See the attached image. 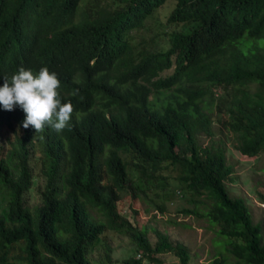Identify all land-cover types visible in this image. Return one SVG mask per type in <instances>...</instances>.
Listing matches in <instances>:
<instances>
[{
    "label": "trees",
    "instance_id": "1",
    "mask_svg": "<svg viewBox=\"0 0 264 264\" xmlns=\"http://www.w3.org/2000/svg\"><path fill=\"white\" fill-rule=\"evenodd\" d=\"M146 22L159 31L136 38ZM20 40L47 62L15 59L2 76L47 65L74 111L62 132H35L19 105H0V264H169L163 252L188 264L185 245L157 229L150 242L117 211L155 186L166 203L182 192L179 212L213 228L228 264H264L261 225L229 195L232 168L212 130L225 128L241 155L264 150V0H0L1 68ZM121 228L134 249L115 261L105 235ZM99 240L104 259L92 263Z\"/></svg>",
    "mask_w": 264,
    "mask_h": 264
},
{
    "label": "rangeland",
    "instance_id": "2",
    "mask_svg": "<svg viewBox=\"0 0 264 264\" xmlns=\"http://www.w3.org/2000/svg\"><path fill=\"white\" fill-rule=\"evenodd\" d=\"M166 6V5H165ZM161 15L164 8L156 10ZM150 27V28H149ZM160 26L156 23L149 25L146 22L144 28L136 32L135 37L140 35H150L159 31ZM160 45L163 43L160 41ZM214 97L224 94L219 87L213 89ZM215 131V138H222L225 143V159L231 165L232 181H225V186L229 195L241 197L249 209L253 222L261 225V235L264 239V150L259 151L255 156H245L239 154L235 149L232 136L219 123L212 127ZM202 137V142L206 138ZM165 177L167 172H162ZM167 181L171 182L169 176ZM155 185V183H154ZM160 191L159 187H152L146 192V197L130 198L124 196L117 202V211L128 217L138 227H145L150 242L154 241L153 229L167 234L172 241H178L185 245L189 253L188 264H210L214 258L224 256L226 263H233L234 259L226 251L220 249L216 244L217 237L213 228H210L206 221L191 215H184L179 209L187 205L182 192L174 196L171 202H164L162 197L156 195ZM262 192V197L259 196ZM30 201L35 202L34 191H30ZM163 201V204H161ZM162 205V212L156 208V205ZM106 242L109 244V256L111 260L121 261L133 254L134 245L126 235L123 228L118 230H108L105 235ZM105 245L102 241H97L90 245L87 250V257L92 263L103 260ZM163 263L178 264V259L169 252H163L158 255ZM137 257V254H135ZM142 264H153L143 261Z\"/></svg>",
    "mask_w": 264,
    "mask_h": 264
},
{
    "label": "clouds",
    "instance_id": "3",
    "mask_svg": "<svg viewBox=\"0 0 264 264\" xmlns=\"http://www.w3.org/2000/svg\"><path fill=\"white\" fill-rule=\"evenodd\" d=\"M19 42L20 48L13 43L8 47L7 65L2 68L0 65V76L6 74L10 62L15 59H24L28 64H33L30 60L35 63L47 62L46 55L39 53L40 49L34 48L26 40ZM34 72L36 73L20 66L10 78L2 76L4 78L0 86V105L8 111L19 105L26 114L22 122L25 129L31 126L35 132H42L47 125L57 132H62L70 127L73 105L70 101L62 103L58 92L60 80L55 72H50L47 65Z\"/></svg>",
    "mask_w": 264,
    "mask_h": 264
}]
</instances>
